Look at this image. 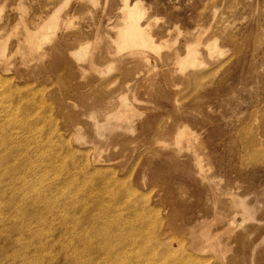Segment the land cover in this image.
<instances>
[{
  "label": "rangeland",
  "instance_id": "374dc122",
  "mask_svg": "<svg viewBox=\"0 0 264 264\" xmlns=\"http://www.w3.org/2000/svg\"><path fill=\"white\" fill-rule=\"evenodd\" d=\"M24 18L47 20L38 43L15 35ZM132 20L145 33L135 48L116 29ZM19 45L34 53L25 58ZM193 48L199 59L179 62ZM0 49L11 57L8 69L0 64V96L6 89L21 101L0 118V138L15 144L44 132L23 162L31 153V162L60 155L47 165L52 181L94 171L120 179L136 192L138 210L157 220L143 236L161 264H264V0H0ZM29 100L40 105L37 116ZM125 100L130 125L106 129ZM14 202L23 204L0 187V264H74L72 211L49 215L43 227L20 218ZM204 217L208 236H218L197 247Z\"/></svg>",
  "mask_w": 264,
  "mask_h": 264
},
{
  "label": "bare ground",
  "instance_id": "6f19581e",
  "mask_svg": "<svg viewBox=\"0 0 264 264\" xmlns=\"http://www.w3.org/2000/svg\"><path fill=\"white\" fill-rule=\"evenodd\" d=\"M126 5L127 4H125L124 7H126ZM129 7L132 8V6ZM126 9L129 10L130 8L127 7ZM135 9L139 10L137 8V4ZM134 10L131 9L129 11L131 12ZM29 23H31L33 26H30ZM20 24L21 26L19 25L18 22L17 27L20 26L21 28L15 32V35L19 37V42L20 39L24 40V39H32V38H35V41H37L38 40L36 39L37 34L42 32L45 28H49L46 19H44L39 23H36V21L28 22L24 18L20 20ZM116 29H117V34L120 35V38L123 40L122 42L127 44L130 48L132 47L135 48V46L139 47V45H142L139 44L141 43L139 42L140 40L139 38L143 37L145 33L142 31L141 26L136 20H132L131 22L127 23L125 28L120 29V27H118ZM146 37L150 38L151 36L147 35ZM146 42L147 41H145V43ZM145 43H143V45H145ZM161 44L162 42H160L159 46ZM209 45L212 47L211 48L212 52L217 51L218 48H216V45L214 43H209ZM193 46H195V44ZM82 47H90V42L85 46L82 45L81 48ZM196 48L190 49L186 57L184 56L185 58L184 57L181 58L179 62L183 61L184 59H187L186 63H191V62L195 63L200 56V52ZM19 49H22V53L25 56V58L34 53L28 50L27 48H25L23 45H19ZM175 56L177 59L179 55L176 54ZM10 58L11 57L9 56V53H7L6 50L0 49L1 65L5 66L6 68L7 67L6 65L10 64L9 63ZM92 67L97 70L103 67V65L101 63L94 62L92 64ZM12 95H13L12 92L7 94L6 89H2V93L0 96V118H3L5 116L7 117L9 112H15L21 109V104H20L21 101L14 104V102L11 99ZM126 102H127L126 100L121 102L119 106H117L115 109L110 111L111 113L109 112L108 115L109 120L107 124H105L106 129H122L124 128L125 125L127 126L130 125L129 122L133 120L132 118L134 114L129 115L128 114L129 111L122 108V106ZM34 103L35 101L33 100H29L27 102V104L30 106V111H32L33 115L37 113L36 112L34 114V112L40 106ZM97 113L98 111H95L92 116H96ZM13 116L19 117L18 115H13ZM28 126L30 125L28 124ZM3 128H4L3 124L0 123V129ZM55 130L56 129H54V131ZM103 130L104 127L102 125L100 132H102ZM29 132H30L29 136L34 139L33 142L36 143V145L40 144V141L42 140H40L39 136L42 137L44 135V132L40 131L39 129L37 131H32V132L29 131ZM16 133H18V131H16ZM183 136L187 138L186 141L188 143V147L195 148V150L198 151L197 150L198 142L193 141V138L190 135L184 134ZM179 137H177L178 140L181 138ZM10 139H11L10 137L9 139L0 138V175L2 177L0 179V187H3L4 185L8 186L9 189L11 190V194H13L14 199L17 196H19V198L21 197V201L23 204L19 206L15 203L16 201L13 200L15 201L14 203L18 209L17 215L23 220L27 218L35 219L36 224L38 226L44 227L48 225L49 215L51 214H55L57 216L60 213L62 215L65 212V210L70 212L72 211L71 220H66V221L69 225L68 228L71 229L72 242H74V252L71 254V259L74 264H161V257L157 258L154 256L152 252L151 254L146 251V244L148 243V241H146L145 237L143 236L149 224L152 226V228L153 227L156 228L157 220L154 218H152L151 220L147 219L146 218L147 213L144 211V209H142V212L138 210L139 202L137 200L136 201L133 200V196L134 197L136 196V192L134 190H132L124 183H122L120 179L110 178L108 180L103 177L97 176L98 171H94L92 173L91 178L79 182H75L74 180H72V177L70 179L69 178L65 179L58 176H55L54 177L55 180L52 181L50 179V175H51L50 172L52 170L50 169L51 167L49 168L47 165L51 166L52 162L54 165V163L56 161H59V159L61 158V157L59 158L60 155L52 156V158L48 157L49 159H45L44 157H41V159L37 160L36 158L34 160L35 162H31L30 161V159L32 158L31 154H33L31 153L29 154L30 155L29 161L25 163L22 161V159L24 160V155H26L25 147L27 145H31L29 144V142L31 143V140L29 142L28 139L27 141L21 140L20 142L18 141V143L13 144ZM41 145L43 146L44 144ZM27 148L26 150L29 151V149ZM37 148H39V146ZM59 154L61 153L59 152ZM196 159L201 160L198 154L196 156ZM60 163L61 162H59V164ZM57 167L59 168V166ZM62 174L63 173H61V175ZM54 191H57L55 192L56 196H53L54 198L49 197V195L52 196V192ZM4 205L8 206L9 203ZM231 205L233 207L236 206L234 202ZM76 213H79L77 217H75ZM216 214L217 217L215 219L218 220H222L226 217V215H224L223 212L221 211L217 212ZM14 222H16V220ZM197 223L202 225L201 230L198 231L197 235L195 236V244L197 247H200L204 242L205 243L208 242L209 238L211 240V237H213L212 238L213 240L216 239L214 237L218 236L217 231L216 233L211 232L212 236L211 235L210 237L208 236L211 230L208 231V220L205 217L201 221H198ZM226 230L227 229H224L223 231ZM227 231L230 232V230ZM157 240L158 239H155L154 235H152L150 239L151 241L150 243H158L159 241ZM214 242L216 243V241ZM216 244H218L217 246H221L220 248L222 249L228 248L226 243L223 244L218 242Z\"/></svg>",
  "mask_w": 264,
  "mask_h": 264
}]
</instances>
